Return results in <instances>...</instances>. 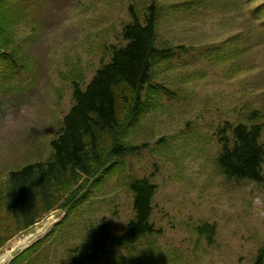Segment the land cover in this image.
<instances>
[{"label":"rangeland","instance_id":"rangeland-1","mask_svg":"<svg viewBox=\"0 0 264 264\" xmlns=\"http://www.w3.org/2000/svg\"><path fill=\"white\" fill-rule=\"evenodd\" d=\"M151 1L4 0L2 6L23 16L14 35L27 69L7 75L0 89V192L10 172L50 157V144L74 104V83L87 88L111 60L109 49L125 45L121 32L131 23V5L144 17ZM196 1L160 0L158 47L184 46L187 52L156 67L153 85L171 94L159 91L148 99L155 105L145 104L141 122L131 129L127 141L143 147L140 153L127 157L109 180L101 176L106 182L89 189L69 218L65 209L46 214L8 240L0 257L33 242L24 250L37 247L26 264H63L101 224L113 234L125 231L135 216L128 185L148 178L158 186L152 222L161 234L120 249L125 264L256 262L264 246V183L226 179L218 164V133L226 122L264 126V19L252 12L261 3L252 0L245 8L237 0H208L207 11L174 13ZM238 47L247 51L237 59L212 60L220 49L227 55ZM205 225L216 227L212 242L200 233ZM6 229L13 226L1 212L0 237H7Z\"/></svg>","mask_w":264,"mask_h":264},{"label":"trees","instance_id":"trees-1","mask_svg":"<svg viewBox=\"0 0 264 264\" xmlns=\"http://www.w3.org/2000/svg\"><path fill=\"white\" fill-rule=\"evenodd\" d=\"M237 1L246 8L252 0ZM257 1L261 4L252 12L264 19V0H253V4ZM3 2L0 0V89L7 75L11 77L13 71L27 69L24 50L17 45L14 35L23 16L14 7L2 6ZM207 3L208 0H200L183 4L174 13L193 8L196 12L199 9L207 11L210 7ZM161 13L160 0L151 1L144 17L131 5V23L121 32L125 45H114L109 49L111 60L98 70L85 90L74 83V104L64 119L62 131L50 144V157L9 173L0 192V213L6 212L13 231L6 229L10 233L0 237V249L15 234L29 230L55 209H65L68 212L66 218H69L82 206L89 189H97L106 182L99 179L101 176L109 180L116 167L122 163L125 167L127 157L140 153L143 147L127 141L131 129L141 122L139 116L144 105H155L148 99H156L159 91L171 94L167 87L153 85L156 67L169 63L178 53L187 52L184 46L158 47ZM246 51L247 47L240 51L238 47L226 55L220 49L212 60L217 64L226 63ZM233 71L237 72L235 66ZM263 134L264 126H248L244 122L235 125L226 122L219 129L218 164L227 180L264 183ZM128 190L133 195L135 216L127 229L113 234L108 224H101L94 237L70 251L73 254L63 264H125L120 249L134 247L147 236L161 234L152 222L158 186L148 178L133 179ZM200 233L212 242L216 227L205 225ZM36 249H28L11 264L28 263ZM156 260L159 257L156 256ZM254 264H264V246Z\"/></svg>","mask_w":264,"mask_h":264},{"label":"bare ground","instance_id":"bare-ground-1","mask_svg":"<svg viewBox=\"0 0 264 264\" xmlns=\"http://www.w3.org/2000/svg\"><path fill=\"white\" fill-rule=\"evenodd\" d=\"M48 223H52V227L54 226V224L56 223V221L54 220V219H50L49 221H48ZM47 223V224H48ZM46 225V224H45ZM44 226V225H43ZM49 232V231H48ZM47 234V233H46ZM45 234V235H46ZM26 238V237H25ZM25 238H23V239H25ZM22 239V240H23ZM21 240V241H22ZM37 241V240H36ZM35 242V241H34ZM33 243V242H32ZM32 243L30 244V245H32ZM30 245H28L27 247H25V248H23V249H21V250H19V251H16V249H17V247H18V245L16 246V247H13V248H11L10 250H8V252H6L5 254H3L0 258H2L3 256H5V255H7V254H9V253H13L14 252V254H13V256L11 257V259L6 263V264H8L17 254H19L20 252H23L25 249H27L28 247H30Z\"/></svg>","mask_w":264,"mask_h":264},{"label":"water","instance_id":"water-1","mask_svg":"<svg viewBox=\"0 0 264 264\" xmlns=\"http://www.w3.org/2000/svg\"><path fill=\"white\" fill-rule=\"evenodd\" d=\"M26 250V249H25ZM24 252V251H23ZM19 256V254H17L13 259H16Z\"/></svg>","mask_w":264,"mask_h":264}]
</instances>
